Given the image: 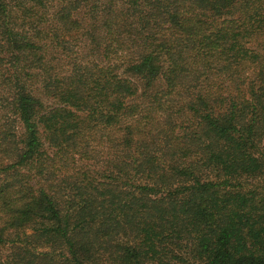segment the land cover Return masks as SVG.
Returning a JSON list of instances; mask_svg holds the SVG:
<instances>
[{"label": "trees", "instance_id": "trees-1", "mask_svg": "<svg viewBox=\"0 0 264 264\" xmlns=\"http://www.w3.org/2000/svg\"><path fill=\"white\" fill-rule=\"evenodd\" d=\"M0 264H264V0H0Z\"/></svg>", "mask_w": 264, "mask_h": 264}, {"label": "rangeland", "instance_id": "rangeland-1", "mask_svg": "<svg viewBox=\"0 0 264 264\" xmlns=\"http://www.w3.org/2000/svg\"><path fill=\"white\" fill-rule=\"evenodd\" d=\"M7 253H8L7 248L0 250V258L3 259L6 256Z\"/></svg>", "mask_w": 264, "mask_h": 264}]
</instances>
